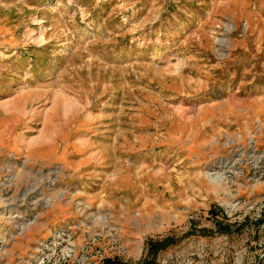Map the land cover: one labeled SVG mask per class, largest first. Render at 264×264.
<instances>
[{
	"label": "rangeland",
	"instance_id": "obj_1",
	"mask_svg": "<svg viewBox=\"0 0 264 264\" xmlns=\"http://www.w3.org/2000/svg\"><path fill=\"white\" fill-rule=\"evenodd\" d=\"M264 264V0H0V264Z\"/></svg>",
	"mask_w": 264,
	"mask_h": 264
},
{
	"label": "trees",
	"instance_id": "obj_2",
	"mask_svg": "<svg viewBox=\"0 0 264 264\" xmlns=\"http://www.w3.org/2000/svg\"><path fill=\"white\" fill-rule=\"evenodd\" d=\"M170 239L165 238L162 240H152L148 239L145 242V256L142 264H154V259L156 254L163 250L167 245H169Z\"/></svg>",
	"mask_w": 264,
	"mask_h": 264
}]
</instances>
